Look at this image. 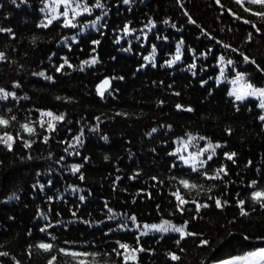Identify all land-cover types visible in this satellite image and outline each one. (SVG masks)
<instances>
[{
	"label": "trees",
	"instance_id": "obj_1",
	"mask_svg": "<svg viewBox=\"0 0 264 264\" xmlns=\"http://www.w3.org/2000/svg\"><path fill=\"white\" fill-rule=\"evenodd\" d=\"M79 3L91 11L77 9L82 14L75 28L65 27L63 16L44 27L64 5L0 0V88L15 94L0 98V116L10 120L0 135L19 134L11 150L0 143V253L7 254L0 264H48L53 255L55 264H77L61 248L97 253L88 264H124L113 251H123L117 242L144 249L125 253L135 256L129 264H212L264 247V207L251 198L264 190L263 101H237L228 88L237 73L264 88V17L255 15L264 5ZM178 45L180 59L169 66ZM93 57L97 63L83 65ZM103 79L110 85L100 96L96 85ZM49 110L65 116L54 133L36 123ZM30 121L33 135L20 127ZM189 134L196 139L185 147ZM209 143L220 147L214 155L203 152L201 160L212 159L198 171L179 159ZM225 153H236L234 162ZM73 165L81 166L78 172ZM221 167L227 174L210 178ZM180 180L197 188L185 189ZM177 190L189 201L183 211L177 210ZM197 204L208 207L197 211ZM163 220L176 226L187 221L186 232L197 235L181 239L177 232L143 227ZM42 242L53 249H39Z\"/></svg>",
	"mask_w": 264,
	"mask_h": 264
},
{
	"label": "snow or ice",
	"instance_id": "obj_2",
	"mask_svg": "<svg viewBox=\"0 0 264 264\" xmlns=\"http://www.w3.org/2000/svg\"><path fill=\"white\" fill-rule=\"evenodd\" d=\"M13 2H15V0H13ZM217 2H219V0H217ZM245 2V0H237V3L243 5ZM249 3L251 4H260V5H264V0H248ZM54 4L57 5H64V11L63 12H59L58 14H53L51 16V18L47 19V23L43 24L42 26L47 27L49 24H51L54 20H58L60 19L61 16L64 17V26L65 27H73L75 28L76 25L73 23V20L82 14L81 11H77V9L82 7V11L83 12H90L91 9L87 6V5H81L79 3V0H53ZM124 3L127 4L129 3V0H124ZM95 7L97 8H102L103 5L100 3V0H96V4ZM53 13H57V9L54 7L51 9ZM246 10H250V9H246ZM43 11V9H42ZM70 12H71V17H70ZM255 15L257 16H261L264 17V12H257L255 13ZM99 19V17L97 18ZM165 23H167V21H165ZM194 23V21H193ZM93 26H95V22H93ZM0 31H4V29H0ZM10 31V30H7ZM125 31H127V26L125 27ZM73 39H75L73 37ZM94 44H98L99 41H94ZM4 57V53L0 52V60H3ZM145 59H150L149 57H146ZM180 59V46H177V54L176 56L172 59L167 61L168 65L171 66L172 64H174L176 61H178ZM221 60H223V57H221ZM245 60H248V57H245ZM97 59L95 57H93L90 60H86L83 63V65H92L97 63ZM64 64H68L67 59L64 60ZM64 64L60 65L56 70L59 72L61 71V69L64 67ZM228 64H232V61H228ZM71 66V65H69ZM192 67H195V65H192ZM38 75L40 76H44L45 73L40 72ZM221 75H223V72L221 73ZM47 79H51V77H47ZM244 81V75L242 73H237L236 78L232 81V83L234 85H239L238 88H235L233 90V92L231 93L232 95L235 96V99L237 101L243 100L246 96H259V97H264V88H256L253 85H251L250 83H244L241 84V82ZM110 85V80L109 79H105L101 85L97 86V92L100 96H103L104 93L106 91H108V87ZM18 86V85H17ZM14 93H9L6 92L4 89L0 88V98L2 99H6L9 96H14ZM177 95H179V93H177ZM57 99H60V97H57ZM262 108H264V102L261 103L260 105ZM178 109L182 108L181 105H177L176 106ZM188 111H191V109H187ZM40 117L41 119L38 120L36 123L39 124V126L41 128H47V131L49 132H55L57 130L56 125L57 123L63 121L65 119L64 114H54L52 111H41L40 112ZM44 117H48L50 119H48L47 121H45L43 118ZM15 117H12L11 120H15ZM261 120H264V116L260 117ZM31 121L30 122H26L24 124H22L20 127L29 135H33L35 134V127L30 126L31 125ZM10 124V120L9 119H5L3 116H0V127H8ZM153 132L156 131V129H152ZM19 138V134H17V137H13L11 134L4 132L2 135H0V143L5 144L9 150H11L13 143H15L16 139ZM44 142L47 143L49 137L45 136L44 138ZM77 141L80 140V137H76L75 138ZM105 139H107V137H105ZM196 139V137L192 136L191 134H189L188 136V141L185 142V147H187L188 142L194 141ZM200 139H204L203 137H201ZM25 147H31V141H26L25 142ZM220 147V145H213L211 143H209L207 145V149L201 150L200 152H196V153H190L187 157L186 156H180L179 159L186 165H190L192 167L193 171H198V167H203L204 164L207 163V160H211L212 159V155H209L207 157V160H201L200 157L203 155L204 151H207L208 149L212 150L213 155L215 154V148ZM236 153H225V156L228 160H233L234 162V157H235ZM80 165H73L72 166V172L76 173L79 171L80 169ZM226 173V169H224L223 167H221L220 169H218L216 171L215 177H210V178H219L221 173ZM81 179H83V176H81ZM155 179V178H153ZM180 184L183 186V188L185 189H195L197 188L196 184H192L187 180H180ZM253 184H255V181H253ZM42 187V186H41ZM173 196L176 198V200L178 201L177 204V210L178 211H183V205L187 204L189 201L185 200L183 198V196L181 195L180 191L177 190L176 192L173 193ZM251 198L254 202L258 203L261 207H264V190H259V191H253ZM80 199L83 201L84 197L81 196ZM193 203H195V201H193ZM224 204L227 203V201L223 202ZM239 205L243 206L245 201L240 200L238 201ZM215 205L217 208H220L223 206L222 202L219 199L215 200ZM201 207H208L207 204H197V211H199V209ZM109 211H111V209H109ZM241 215H247V212L244 211V208L241 207ZM129 219H131L133 222L136 221V216H131L129 217ZM188 222L185 221L184 225L182 226H176L174 224H172L171 221L168 220H163L161 221V223L159 224H151V225H144L143 227L145 229H148L149 231H155V232H160V233H168V232H177L180 234L181 239H183L186 235H197L196 233H191V232H186V228H187ZM137 227H139V225H137ZM45 229H41V231H44ZM143 235H147V232L142 233ZM245 239H248L247 237H245ZM119 249H122L123 251H117L116 249H114L113 251L116 252L117 255L121 256L124 264H129L130 260H135V256L134 255H126L125 253L128 252H132V253H136V252H142L144 251V249L142 247L139 248H133L130 249L129 246L127 244H123L120 242H117ZM137 243H139V239L137 241ZM177 243H179V241H177ZM201 244L202 245H207L208 241L207 240H201ZM37 247L39 249H42L45 252H50L54 245L52 243H40L39 245H37ZM59 251L67 256H71L73 259L77 260V264H88L87 261V257H95L96 255H98L97 253H86V252H76V251H72L70 249H64L61 248L59 249ZM0 255H7L6 253H0ZM171 259L176 261L179 260L180 257L178 255H176L175 253H170L169 254ZM81 257H83L84 259H81ZM57 261V257L56 256H52L50 258V260L48 261V264H55V262ZM19 264V262H18ZM217 264H264V247L261 248H257L253 251H249V252H245L242 255H236V256H232L226 260H222L217 262Z\"/></svg>",
	"mask_w": 264,
	"mask_h": 264
},
{
	"label": "rangeland",
	"instance_id": "obj_3",
	"mask_svg": "<svg viewBox=\"0 0 264 264\" xmlns=\"http://www.w3.org/2000/svg\"><path fill=\"white\" fill-rule=\"evenodd\" d=\"M248 1V0H247ZM244 83H247V81H242L241 82V84H244ZM239 87V85H234L232 82H230V84H229V93L231 94L232 92H233V90L235 89V88H238ZM255 87V86H254ZM256 88H259V87H256ZM231 96L232 97H234L235 98V96L234 95H232L231 94ZM247 97V96H246ZM251 97H255V98H258V99H260V100H262L263 102H264V97H259V96H251ZM255 250V249H254ZM253 251V250H252ZM230 258V257H229ZM228 259V258H227ZM224 260H226V259H224ZM222 261V260H221ZM219 262V261H218ZM212 264H217V262H215V263H212Z\"/></svg>",
	"mask_w": 264,
	"mask_h": 264
},
{
	"label": "water",
	"instance_id": "obj_4",
	"mask_svg": "<svg viewBox=\"0 0 264 264\" xmlns=\"http://www.w3.org/2000/svg\"><path fill=\"white\" fill-rule=\"evenodd\" d=\"M105 79H103L102 81H100L97 85H96V89L98 85H101V83L104 81Z\"/></svg>",
	"mask_w": 264,
	"mask_h": 264
}]
</instances>
